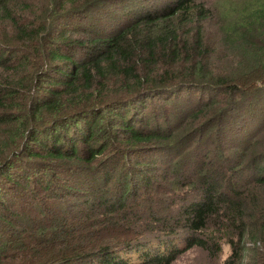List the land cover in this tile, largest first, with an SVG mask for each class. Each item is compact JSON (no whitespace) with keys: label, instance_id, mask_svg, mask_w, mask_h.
<instances>
[{"label":"trees","instance_id":"trees-1","mask_svg":"<svg viewBox=\"0 0 264 264\" xmlns=\"http://www.w3.org/2000/svg\"><path fill=\"white\" fill-rule=\"evenodd\" d=\"M134 1L0 0V264L25 210L41 201L113 212L136 197L153 165L144 155L172 152L178 122L191 126L182 139L200 146L216 135L230 150L217 156L222 180L197 174L174 222L200 229L234 216L241 238L260 233L264 255V0L221 2L213 35L200 23L215 22L212 8L199 0ZM87 255L138 264L109 247L36 264H84Z\"/></svg>","mask_w":264,"mask_h":264},{"label":"rangeland","instance_id":"rangeland-1","mask_svg":"<svg viewBox=\"0 0 264 264\" xmlns=\"http://www.w3.org/2000/svg\"><path fill=\"white\" fill-rule=\"evenodd\" d=\"M160 1L165 0H135L133 5L155 6ZM199 1L212 8L213 13L209 12L212 15L210 19H215V22L204 24V20L200 23L205 26L206 33L209 29L213 35L218 30L217 22L221 20L216 15L219 4L241 0ZM127 11V8L119 10L118 14L123 16ZM188 27V23L183 24L186 30ZM185 126L191 128L188 122L185 125L179 122L174 125L172 152L164 151L157 159L153 154L144 155L146 157L143 158L150 159L153 165L148 169L147 175L139 174L141 190L136 197L130 198L129 202L120 205L115 211L108 212L103 206L94 207L92 211L88 204L64 208L56 200L48 203L41 201L35 205L37 209L31 207L25 210L21 237L11 241L10 247L6 248L5 256L1 257L3 264H36L47 258L91 252L102 247H109V250L138 264L144 260L141 258L143 253L156 251L164 257H170L168 263L161 264L264 263L261 240H255L256 234L260 233L246 228L247 231L241 238L232 224L234 216L223 214L218 218L214 215L200 229L185 221L174 222L179 219L181 206L191 201L198 191L195 183L200 176L197 174L209 171L220 173L217 156L222 151L225 155L230 150L228 143H220L221 140L216 135H207L200 146L193 139V134L189 141L188 138L182 139L183 135L191 131ZM176 136L181 138L175 143ZM218 144L221 148H218ZM190 148L195 151H190ZM140 162L146 163L143 160ZM128 167L125 163L124 169L127 170ZM140 169L143 170L141 167H133L132 171L137 175ZM216 173V180H222ZM111 182L104 189L113 190ZM184 200L186 201L183 202ZM250 208L245 209L244 214L251 211ZM245 218L248 223L252 222V214L247 213ZM38 235L39 237H34ZM199 238L206 240L207 244L198 243ZM236 248L241 251V256L235 255ZM85 260L84 264H99L93 256L88 258L87 255Z\"/></svg>","mask_w":264,"mask_h":264}]
</instances>
